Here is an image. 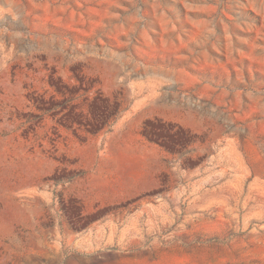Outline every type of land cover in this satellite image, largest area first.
<instances>
[{
  "label": "rangeland",
  "instance_id": "obj_1",
  "mask_svg": "<svg viewBox=\"0 0 264 264\" xmlns=\"http://www.w3.org/2000/svg\"><path fill=\"white\" fill-rule=\"evenodd\" d=\"M0 264H264V0H0Z\"/></svg>",
  "mask_w": 264,
  "mask_h": 264
}]
</instances>
